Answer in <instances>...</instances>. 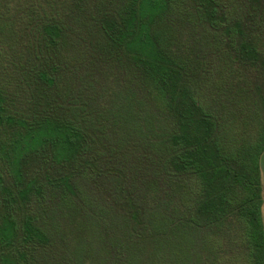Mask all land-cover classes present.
Wrapping results in <instances>:
<instances>
[{
	"label": "trees",
	"instance_id": "16d2710c",
	"mask_svg": "<svg viewBox=\"0 0 264 264\" xmlns=\"http://www.w3.org/2000/svg\"><path fill=\"white\" fill-rule=\"evenodd\" d=\"M264 0H0V264H264Z\"/></svg>",
	"mask_w": 264,
	"mask_h": 264
},
{
	"label": "rangeland",
	"instance_id": "374dc122",
	"mask_svg": "<svg viewBox=\"0 0 264 264\" xmlns=\"http://www.w3.org/2000/svg\"><path fill=\"white\" fill-rule=\"evenodd\" d=\"M261 172H262V181L264 185V154L262 155V159H261ZM263 218H264V206H263Z\"/></svg>",
	"mask_w": 264,
	"mask_h": 264
}]
</instances>
